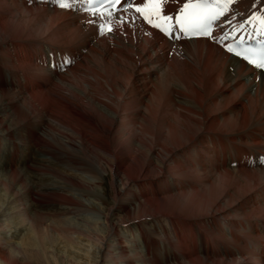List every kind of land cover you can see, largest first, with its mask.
Segmentation results:
<instances>
[{
  "label": "bare ground",
  "instance_id": "1",
  "mask_svg": "<svg viewBox=\"0 0 264 264\" xmlns=\"http://www.w3.org/2000/svg\"><path fill=\"white\" fill-rule=\"evenodd\" d=\"M187 1L166 0L163 14L173 19ZM262 13L264 0H234L215 22V39L184 40L174 28L167 38L134 8L91 13L83 0H0V114L8 109L23 122L38 117L42 137L29 141L57 146L74 172L103 171L95 161L104 156L108 172L115 164V179L123 175L150 195L169 186L167 179L175 182L155 198V211L136 208L137 215L166 221L174 241L162 229L161 243L138 234L121 258L123 245L106 244L112 228L106 212L103 233L86 223L83 231L57 226L68 247L79 249L77 239L86 237L87 260L66 264H264V71L231 57L219 42ZM3 131L8 142L20 130ZM2 149L8 155L15 147ZM144 155L147 163L138 165ZM8 174L10 185L14 172ZM56 192L48 187L36 194L65 199ZM22 193L3 205L12 212L11 226L0 212V264H49L42 245L48 226L19 218ZM23 230L28 233L15 243ZM197 241L202 256L186 252Z\"/></svg>",
  "mask_w": 264,
  "mask_h": 264
},
{
  "label": "rangeland",
  "instance_id": "2",
  "mask_svg": "<svg viewBox=\"0 0 264 264\" xmlns=\"http://www.w3.org/2000/svg\"><path fill=\"white\" fill-rule=\"evenodd\" d=\"M9 114H11V112L8 109L0 114V133L4 132L3 129L6 126H12L20 131L17 133V136L8 142L3 139V136H0V206H3L5 200L12 196L14 192H24L18 204L19 218L28 221L36 217L43 219L44 222L42 221V224L48 226V233L43 236L42 245L43 250L45 249L44 254L48 257L49 264H66L71 258L80 259V262L86 259L83 252L84 246H81L83 244L87 245L86 237L81 236L77 239V241L80 242V244L78 243L79 249H77V245L68 247V244L61 239V237H57L59 236L57 226L63 225V223H69V225L73 224L76 228H82L81 231H83L86 229V227H83L86 226L83 223H86L92 227L95 233H103L102 231H104L106 227L101 220L106 212L109 225L112 227L106 238V244L110 249L115 248V246L112 247L115 242H119L120 245H123L117 247V249H119L117 250V254L120 255L121 258L126 254L123 252L124 246H131V240L136 238L138 234H142L145 240L161 243L164 242V237L159 235L160 232H163L160 231L162 229L166 231L168 237H171L174 241L172 231H167V228H170L167 226L166 221L155 219V216L146 217L143 215L144 212L152 213L153 210L155 211V198L161 200L159 197L167 194L166 190L173 186L171 185L172 183H175L172 182V179H167L169 186H165L164 184L156 186L155 191H161L162 193H155L154 191V195H150L149 191L147 192L145 189L139 186L137 187L135 182L127 180L123 175L115 179L113 175L115 164H111L110 171L108 172L105 165L110 162L104 156L95 161L96 165L102 166L103 171L94 170L90 172L86 170V172H74V169L77 167L69 162L65 163V159L61 160L63 153H61V149L57 146H53V149H48L42 144L34 145L35 143L33 144L29 141L28 138L30 135H33V137H42L44 126L38 117L33 118L32 116V118L23 122V120L19 119L12 120ZM40 115H43V113H40ZM5 143L13 144L15 147L13 152L8 155L2 153V147ZM60 154L62 155L60 156ZM148 155L152 158L154 157L150 153H148ZM148 155H144L140 158L138 165H145L147 163L145 158H148ZM89 162L86 161L85 163L90 165L91 163ZM152 163L154 164L155 162L153 161ZM132 167L137 168V166ZM11 171L14 172L13 183L9 185L11 180H9L8 173ZM91 176L95 178L97 182L85 183V179H89ZM153 176L154 181H156L155 173ZM160 177V174L157 175V178ZM153 183L157 185V182ZM176 185H178L177 187L181 190H185V187H187L182 184L179 186L178 183ZM99 186L101 188H99ZM48 187H51L52 190H56V193H58L57 195L62 194L65 199L56 197L47 198L42 197V195L38 197L39 194H36V192L45 191ZM120 188L121 192L119 196L116 197L114 193L115 191L118 192ZM80 190H90L95 193L97 191L99 196L96 197L92 194L91 196L84 195L80 197L78 196ZM102 192H104V195ZM77 200L78 202L80 200L85 205H88V208L81 203H77ZM114 200L115 203H113ZM96 201H98V203ZM166 203L171 204V201ZM138 206L143 207V213L140 212L137 215L136 208ZM180 207L182 208L183 206ZM165 208L168 207L165 205ZM176 208L178 209L179 207L175 206V212H177ZM158 218L163 219L162 217ZM128 219L131 220L128 221ZM2 220L5 223H10L8 226L12 225L13 215L8 206L3 209ZM114 230L117 234H114ZM26 232V230L19 232V235H17L13 241L17 243ZM178 233L180 234L181 231ZM155 243L153 244L155 245ZM137 244L138 248L142 247V243L140 244V242H138ZM88 249L89 253H92L93 250L95 251L93 247H89ZM192 251H195V254L199 256L203 255L199 241H197L196 245H191L186 248V252ZM109 252L112 253V251ZM90 256L91 254L89 257ZM170 256H172V253L166 254V257L169 259ZM123 264L128 263L123 262Z\"/></svg>",
  "mask_w": 264,
  "mask_h": 264
},
{
  "label": "snow or ice",
  "instance_id": "3",
  "mask_svg": "<svg viewBox=\"0 0 264 264\" xmlns=\"http://www.w3.org/2000/svg\"><path fill=\"white\" fill-rule=\"evenodd\" d=\"M94 0H88L89 4H92ZM121 0H107L109 5H117ZM166 0H145L142 4L129 3L128 8H134L135 12L139 13L148 23L153 27L158 28L165 36H171L172 26L169 25V21L172 17L163 14V6ZM234 3V0H188L180 9V14L175 18V25L179 27L181 33L188 35L189 33H195L200 36H204L209 39H214L212 29L213 24L221 16L225 15L226 10L230 5ZM153 16L156 17L157 23H153ZM252 20L256 21L260 32H264V13L260 15H253ZM105 25L101 24L100 29L103 31ZM243 27V26H241ZM112 29L109 27L108 31ZM224 39H227L225 35ZM243 44V39H241ZM226 51L233 53L236 56H242L248 64L252 65L255 69L264 71V48L259 52V55L254 53H241L240 51H234L233 45H226Z\"/></svg>",
  "mask_w": 264,
  "mask_h": 264
},
{
  "label": "clouds",
  "instance_id": "4",
  "mask_svg": "<svg viewBox=\"0 0 264 264\" xmlns=\"http://www.w3.org/2000/svg\"><path fill=\"white\" fill-rule=\"evenodd\" d=\"M3 211V206H0V212H2Z\"/></svg>",
  "mask_w": 264,
  "mask_h": 264
}]
</instances>
